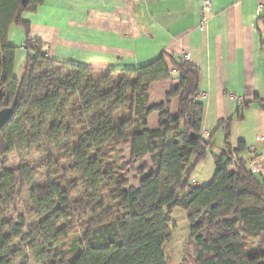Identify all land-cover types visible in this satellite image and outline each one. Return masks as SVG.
Masks as SVG:
<instances>
[{
  "label": "trees",
  "instance_id": "obj_1",
  "mask_svg": "<svg viewBox=\"0 0 264 264\" xmlns=\"http://www.w3.org/2000/svg\"><path fill=\"white\" fill-rule=\"evenodd\" d=\"M42 2L0 0V109L13 111L0 130V158L21 157L45 137L67 167L50 160L53 182L34 187L25 166L1 171L0 264L26 261L25 251L38 263L169 264L164 248L176 231L169 217L174 208L186 216V242L192 248L191 260L180 264H264V175L235 159L243 145L214 156L212 181L193 185L197 165L213 147L200 135L198 69L173 61L181 78L167 99L169 104L179 97L177 116L162 113L159 127L149 131L147 118L157 109L148 107V90L170 78L164 56L99 77L90 69L49 60L21 20ZM12 24L24 28L22 47L33 53L18 78L13 76L15 49L7 43ZM254 102L264 109V100ZM250 104H239L238 119ZM231 120L219 123L225 140ZM121 145H129L127 160ZM146 156L151 170L136 171ZM131 173L144 175L136 188L130 185ZM24 199L34 224L21 236L23 217L18 223L4 220L8 209ZM17 240L24 242L23 249L11 251ZM250 242L258 254H247Z\"/></svg>",
  "mask_w": 264,
  "mask_h": 264
},
{
  "label": "crops",
  "instance_id": "obj_2",
  "mask_svg": "<svg viewBox=\"0 0 264 264\" xmlns=\"http://www.w3.org/2000/svg\"><path fill=\"white\" fill-rule=\"evenodd\" d=\"M204 1L43 0L35 11L21 15L28 36L42 44L47 59L90 69L97 77L111 70L138 69L163 55L170 78L152 83L148 90V107L157 109L147 118L149 131L159 127L162 113L177 116L179 97L169 104L167 99L181 78L173 61L188 54L185 62L199 71L200 135L213 144L192 176L193 185L200 187L212 181L214 156L226 148L243 145L235 159H242L253 172L262 149L257 139L264 135V109L254 102L264 100V0H209L208 19L200 25ZM26 36L23 27L9 26L15 78L27 56H33L22 47ZM244 102L251 104L238 119V106ZM228 119L232 120L225 140L219 123ZM137 166L151 170L147 156ZM143 177H136L135 188Z\"/></svg>",
  "mask_w": 264,
  "mask_h": 264
},
{
  "label": "rangeland",
  "instance_id": "obj_3",
  "mask_svg": "<svg viewBox=\"0 0 264 264\" xmlns=\"http://www.w3.org/2000/svg\"><path fill=\"white\" fill-rule=\"evenodd\" d=\"M119 150L123 151V158L127 160V147L126 145H121ZM113 155V154H112ZM61 155H59L54 148L48 144L45 137H43L39 144L30 150H25L21 153V157L17 156L15 153H11L7 156L0 158V173L2 170L6 169H15L18 166H25L27 167L32 176H33V187L34 186H47L50 185L54 177L52 176L51 169H50V160L58 161ZM117 159V157H116ZM59 165L66 168L67 164L64 160H59ZM141 167V166H140ZM137 166V170L139 171L140 168ZM137 174L131 173L129 175V182L132 187L137 186ZM26 199L21 202H17L16 205L10 209H8V216L5 218L6 223H18V218L23 217L24 226L21 229V236L27 235V228L34 224V220L31 219L27 214L26 208ZM173 223L176 226V231L174 233V237L172 240L165 245L164 253L167 257L169 264H180L183 262L184 258L186 260H191L188 256L192 254V248L187 245L186 239L189 237L188 232V222L184 212L179 208H174L172 213L169 216ZM24 242L21 240H17L11 245V251H16L17 249H23ZM60 248L58 249L59 252H62ZM259 253L257 245L253 242L247 247V254L249 256L256 255ZM27 255V260L17 259L13 262V264H51V260H45L40 263L35 262V260L28 255V252L25 251L24 253ZM55 255V254H54Z\"/></svg>",
  "mask_w": 264,
  "mask_h": 264
},
{
  "label": "built area",
  "instance_id": "obj_4",
  "mask_svg": "<svg viewBox=\"0 0 264 264\" xmlns=\"http://www.w3.org/2000/svg\"><path fill=\"white\" fill-rule=\"evenodd\" d=\"M261 8V7H259ZM210 13V1L209 0H205L202 4L201 7V24L200 25H204L205 22L207 21L208 18H206V15ZM212 14V13H211ZM189 59V55L185 54L182 57V61H186ZM257 144L260 145L262 147L261 152L258 156V158L256 159L255 165H254V171H257L259 173H261L262 175L264 174V135H261L258 137L257 139ZM193 182V181H192Z\"/></svg>",
  "mask_w": 264,
  "mask_h": 264
},
{
  "label": "water",
  "instance_id": "obj_5",
  "mask_svg": "<svg viewBox=\"0 0 264 264\" xmlns=\"http://www.w3.org/2000/svg\"><path fill=\"white\" fill-rule=\"evenodd\" d=\"M25 3V0H22V4ZM4 96V93H0V98ZM12 109L11 108H3L0 109V130L9 122L12 116Z\"/></svg>",
  "mask_w": 264,
  "mask_h": 264
}]
</instances>
